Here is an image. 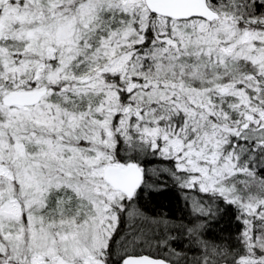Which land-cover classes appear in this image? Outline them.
<instances>
[{
  "label": "snow or ice",
  "instance_id": "6c2138e0",
  "mask_svg": "<svg viewBox=\"0 0 264 264\" xmlns=\"http://www.w3.org/2000/svg\"><path fill=\"white\" fill-rule=\"evenodd\" d=\"M0 264H264V0H0Z\"/></svg>",
  "mask_w": 264,
  "mask_h": 264
},
{
  "label": "trees",
  "instance_id": "16d2710c",
  "mask_svg": "<svg viewBox=\"0 0 264 264\" xmlns=\"http://www.w3.org/2000/svg\"><path fill=\"white\" fill-rule=\"evenodd\" d=\"M147 199L156 206L158 210L174 212L177 206V194L172 189L153 191L147 194ZM221 226L227 228V218L221 222Z\"/></svg>",
  "mask_w": 264,
  "mask_h": 264
}]
</instances>
